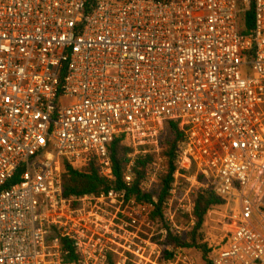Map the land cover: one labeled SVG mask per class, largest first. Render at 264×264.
<instances>
[{
	"label": "built area",
	"instance_id": "2783aa9c",
	"mask_svg": "<svg viewBox=\"0 0 264 264\" xmlns=\"http://www.w3.org/2000/svg\"><path fill=\"white\" fill-rule=\"evenodd\" d=\"M167 122L184 139L165 222L193 219L211 191L223 201L211 264H264V0H0V264H141L155 246L128 228L158 194L65 199L62 163L93 160L110 181L122 137L126 185L135 158L155 155L140 185L152 193Z\"/></svg>",
	"mask_w": 264,
	"mask_h": 264
},
{
	"label": "trees",
	"instance_id": "16d2710c",
	"mask_svg": "<svg viewBox=\"0 0 264 264\" xmlns=\"http://www.w3.org/2000/svg\"><path fill=\"white\" fill-rule=\"evenodd\" d=\"M95 1L89 0V3ZM253 25L252 11L242 14L239 18V34L242 36L248 35ZM164 130L167 135L160 136L159 144L161 152L159 157L163 160L164 173L158 179L157 190L152 193H145L141 190L140 185L145 178V175L150 170L155 155L147 154L135 158L131 174L133 182L131 185H126L124 176L127 166L130 162L129 156L133 154V150L129 148L122 137H116L108 147L109 159L112 166V180L108 181L100 175L99 169L93 160H88L82 167L74 168L68 163H62V193L65 199L81 198L84 196H99L102 193L113 191L115 193L124 194V199L127 202L130 199H135L138 202L150 203L152 196L158 194V202L151 212L149 221L158 222L162 226V231L165 234V242L173 247L184 249H196L201 255L205 264H211L212 249L207 247L203 242L201 230L205 222V218L213 208L221 209L223 201L213 194L211 191L199 192L193 198L192 218L194 219V227L192 231L186 235L185 239L176 237L170 233L168 224L165 222L164 210L162 203L168 197L173 183L172 176L175 172L176 154L183 142L184 134L179 127L167 122L164 124ZM62 248L67 252V262L74 263L77 257L73 253V249L69 243L64 240H58ZM129 264V263H127Z\"/></svg>",
	"mask_w": 264,
	"mask_h": 264
},
{
	"label": "rangeland",
	"instance_id": "374dc122",
	"mask_svg": "<svg viewBox=\"0 0 264 264\" xmlns=\"http://www.w3.org/2000/svg\"><path fill=\"white\" fill-rule=\"evenodd\" d=\"M96 1V0H92ZM110 1V0H105ZM253 73L251 70L243 68L242 77H252ZM167 135L166 130L163 128L161 136L165 137ZM162 176V175H161ZM125 213H128V209H120ZM220 210L218 208H213L210 210L205 218L201 234L203 237V242L207 245L208 249L213 247L215 244L219 243L220 237V225L219 221ZM136 225L134 228H128L129 231L136 232L141 240H146L147 242L153 244L154 249L149 250L147 246L143 245L146 249L145 260L141 264H205L202 259L201 253L196 249H184L180 247H173L165 242V234L162 231V226L158 222L146 221L143 215L135 216ZM119 222H129L128 218L121 213L119 214ZM150 222V223H149ZM194 219H189L187 216H179L175 225L168 224L170 233L176 237H181L185 239L192 228L194 227ZM121 234V232H120ZM137 264V259L132 257H127L125 264Z\"/></svg>",
	"mask_w": 264,
	"mask_h": 264
}]
</instances>
